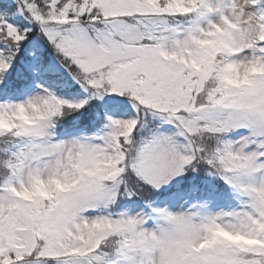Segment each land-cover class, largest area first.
Listing matches in <instances>:
<instances>
[{"label": "snow or ice", "instance_id": "6c2138e0", "mask_svg": "<svg viewBox=\"0 0 264 264\" xmlns=\"http://www.w3.org/2000/svg\"><path fill=\"white\" fill-rule=\"evenodd\" d=\"M0 264H264V0H0Z\"/></svg>", "mask_w": 264, "mask_h": 264}]
</instances>
